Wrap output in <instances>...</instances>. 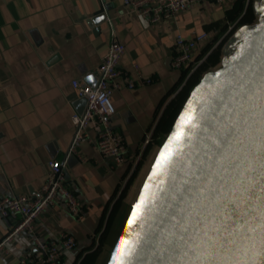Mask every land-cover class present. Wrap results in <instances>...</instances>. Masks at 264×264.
Here are the masks:
<instances>
[{
    "label": "crops",
    "instance_id": "crops-1",
    "mask_svg": "<svg viewBox=\"0 0 264 264\" xmlns=\"http://www.w3.org/2000/svg\"><path fill=\"white\" fill-rule=\"evenodd\" d=\"M223 2L199 1L154 24L123 0H106L105 10L100 0H0V198L37 195L49 161L57 159L66 160V183L81 202L78 216L62 202L45 208L35 220V233L17 234L8 243L11 253L0 256V264H19L23 252L34 248V235L49 241L62 231L77 241L65 253L63 264H80L96 250L111 252L168 133L160 132L159 122L186 83V68L171 64L176 37L209 34L195 59L206 58L221 44L223 48L230 26L241 17L227 19L234 0L220 10L211 8ZM101 13L106 19L94 20ZM112 27L126 46L118 80L125 82L128 76L135 83L114 91L112 125L124 135L133 158L117 165L103 156L91 126L72 152L76 159L69 161L71 116L80 99L72 82L79 78L95 82ZM222 48L219 64L202 75L220 66ZM22 218L0 215V240Z\"/></svg>",
    "mask_w": 264,
    "mask_h": 264
},
{
    "label": "water",
    "instance_id": "water-1",
    "mask_svg": "<svg viewBox=\"0 0 264 264\" xmlns=\"http://www.w3.org/2000/svg\"><path fill=\"white\" fill-rule=\"evenodd\" d=\"M253 8L189 91L107 264H264V0Z\"/></svg>",
    "mask_w": 264,
    "mask_h": 264
},
{
    "label": "built area",
    "instance_id": "built-area-1",
    "mask_svg": "<svg viewBox=\"0 0 264 264\" xmlns=\"http://www.w3.org/2000/svg\"><path fill=\"white\" fill-rule=\"evenodd\" d=\"M203 0H123L126 6L139 11L156 24L163 19L171 18L187 10L191 5ZM223 2L224 0H216ZM104 10L106 0H100ZM233 26H230L232 29ZM112 40L108 51L102 58L96 73L95 82L90 83L85 78L73 80L79 97L86 98L85 108L81 113L71 116L74 137L69 149L72 153L80 140L88 135L92 126L96 131V148L117 165L133 157L129 154L124 135L116 131L112 119L116 113L113 102V93L124 86L133 87L134 81L125 76V82L119 81L122 71L119 68L120 60L126 52L125 44L116 37L115 28H111ZM209 38L207 32H200L194 37L186 38L182 34L176 37V54L171 62L174 68L188 69L187 78L205 60V57L195 59V52ZM138 74V64H134ZM150 82V79H147ZM148 142V140H147ZM66 160L52 159L48 164L47 177L37 195H19L15 197L0 198V215L8 217L12 214H21L22 220L18 222L0 240V256L11 253L8 243L22 232L35 233V220L47 208L57 203H64L72 216H78L81 202L74 191L66 183ZM34 248H29L19 257V264H63V257L69 250L77 246L76 238L66 231H62L57 239L46 241L37 235L32 239Z\"/></svg>",
    "mask_w": 264,
    "mask_h": 264
},
{
    "label": "trees",
    "instance_id": "trees-1",
    "mask_svg": "<svg viewBox=\"0 0 264 264\" xmlns=\"http://www.w3.org/2000/svg\"><path fill=\"white\" fill-rule=\"evenodd\" d=\"M245 0H234L233 5L229 9L228 12V20L232 21L235 18L238 17L240 12L243 9ZM256 19L255 14L253 11L247 8L246 12L243 16L240 17L239 21L236 23V25L230 30L228 35L225 37L226 39L233 33L235 28L239 27L242 24L245 23H252ZM222 45V44H221ZM218 46V48L214 49L212 52L208 54V56L205 58V60L198 66L196 71H194L186 80L185 85L182 87L179 95H177L174 100L170 102V104L165 109V112L159 122L158 129L160 132L167 133L171 130L172 125L183 105L186 98L188 97L189 91L191 88L199 81L202 73L204 70L209 69L210 67L217 66L220 62L221 58V48L222 46ZM188 69L184 71V78L187 76ZM138 169V168H137ZM136 173V171H135ZM135 173L132 174V177L135 175ZM130 179V180H131ZM106 236L103 235V237ZM98 249V248H97ZM110 253L108 252H102V251H94L91 253H88L85 255V257L82 259L80 264H107L109 259Z\"/></svg>",
    "mask_w": 264,
    "mask_h": 264
},
{
    "label": "rangeland",
    "instance_id": "rangeland-1",
    "mask_svg": "<svg viewBox=\"0 0 264 264\" xmlns=\"http://www.w3.org/2000/svg\"><path fill=\"white\" fill-rule=\"evenodd\" d=\"M206 2H207V0H205ZM231 1L232 0H224V2L223 3H213L212 4V6H211V8H213V9H215V10H220V9H222L223 7H226V6H229L230 4H231ZM253 4H254V0H245L244 1V6H243V9H242V11L240 12V14L238 15V16H243L244 15V13L246 12V10H247V8L248 9H250L251 8V10L253 11V13H254V8H253ZM208 8H210V6H208ZM188 10V9H187ZM235 20H237V19H235ZM257 20V17H256V19H255V21ZM254 21V22H255ZM236 30V29H235ZM234 30V31H235ZM226 42V41H225ZM224 42V43H225ZM223 43V44H224Z\"/></svg>",
    "mask_w": 264,
    "mask_h": 264
},
{
    "label": "snow or ice",
    "instance_id": "snow-or-ice-1",
    "mask_svg": "<svg viewBox=\"0 0 264 264\" xmlns=\"http://www.w3.org/2000/svg\"><path fill=\"white\" fill-rule=\"evenodd\" d=\"M90 79V78H89Z\"/></svg>",
    "mask_w": 264,
    "mask_h": 264
}]
</instances>
